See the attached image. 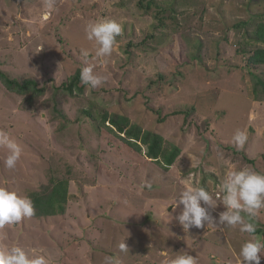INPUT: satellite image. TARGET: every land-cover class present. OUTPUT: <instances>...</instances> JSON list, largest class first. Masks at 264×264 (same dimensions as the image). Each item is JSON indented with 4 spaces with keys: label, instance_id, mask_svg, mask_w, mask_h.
Returning <instances> with one entry per match:
<instances>
[{
    "label": "rangeland",
    "instance_id": "374dc122",
    "mask_svg": "<svg viewBox=\"0 0 264 264\" xmlns=\"http://www.w3.org/2000/svg\"><path fill=\"white\" fill-rule=\"evenodd\" d=\"M140 1L153 5L142 9ZM105 18L123 33L113 54L98 58L85 29ZM258 22L264 0H55L53 10L44 0H0V71L43 88L28 99L0 83V130L22 149L14 170L0 149V186L31 198L53 181L68 182L64 213L6 225L0 250H35L50 264H103L105 256L169 264L185 252L198 264H242L241 245L259 235L219 224L186 232L176 218L183 206L173 208L187 187H204L217 200L218 220L226 174L264 173V98L252 92L264 64L247 63L262 46L239 27L252 31ZM89 65L105 81L64 92L62 84ZM104 113L158 134L180 155L162 169L145 146L137 152L101 124ZM238 129L248 134L239 149ZM253 222L264 230V210ZM124 241L128 251L120 250Z\"/></svg>",
    "mask_w": 264,
    "mask_h": 264
},
{
    "label": "clouds",
    "instance_id": "9594fccd",
    "mask_svg": "<svg viewBox=\"0 0 264 264\" xmlns=\"http://www.w3.org/2000/svg\"><path fill=\"white\" fill-rule=\"evenodd\" d=\"M45 7L53 10L55 0H44ZM86 39L95 44V55L98 58L110 57L119 47L117 37L123 33V26L112 19H101L90 22L85 29ZM81 55L87 60L89 52L82 49ZM80 79L84 85L91 88L100 86L105 77L95 73L94 66H85L80 71ZM248 139L245 130H236L232 142L239 149ZM0 149L6 151L4 166L14 170L22 155L21 147L10 137L7 131L0 130ZM222 205L224 211L218 213V220L212 216L218 203L213 195L204 187L189 186L183 190L176 200V207L182 205L180 214L176 217L183 229L187 232L191 228L201 229L205 225H224L228 227L240 226V231L254 234L257 224L253 218L264 210V173L251 168H241L228 172L220 185ZM168 213V212H167ZM36 214L32 200L22 196L6 186H0V230L4 227L21 223L26 218ZM121 251H128L124 242L120 244ZM264 252V240L253 236L240 247L239 256L242 264H260L261 253ZM0 264H50L44 254L33 250L29 255L23 248L13 246L10 249L0 250ZM103 264H120L116 257L105 256ZM169 264H198L197 258L187 252L170 259Z\"/></svg>",
    "mask_w": 264,
    "mask_h": 264
},
{
    "label": "trees",
    "instance_id": "16d2710c",
    "mask_svg": "<svg viewBox=\"0 0 264 264\" xmlns=\"http://www.w3.org/2000/svg\"><path fill=\"white\" fill-rule=\"evenodd\" d=\"M139 8L146 9L150 8L153 3L146 2L143 6V2H139ZM155 16H159L157 12ZM247 23H242L239 27L243 28L244 37L254 44H259L262 47H257L252 50L250 56L247 59V63L250 65H263L264 64V22H258L252 31L247 30ZM254 87L253 95L255 97L264 98V80L253 77ZM80 71L76 70L75 73L69 78L68 82L62 84V90L70 95L74 93L75 90L80 91ZM0 83L9 92L17 95H29L28 99H33L35 96L40 95L43 88L38 86V83L34 80H24L17 81L10 78L7 74L0 71ZM264 100V99H263ZM180 113V112H179ZM188 113V112H187ZM186 113V114H187ZM90 113H86L89 115ZM174 114H176L174 112ZM94 118L93 116H90ZM100 123L105 125L108 124V129L117 134L118 138L123 141L127 146L133 150L140 152L141 147L145 146V157L149 159L156 160L157 163H162V169L166 170L180 155V150L175 146H168L164 143V140L158 134L142 130L138 125L131 124L129 119L125 116L117 114H107L104 113L100 118ZM30 198L35 206L36 214L33 217L43 218L52 217L56 215L63 214L65 211V206L68 201V182L53 181L49 192L46 194H35L31 195ZM253 235H259L261 239L264 240V230L257 229L256 233Z\"/></svg>",
    "mask_w": 264,
    "mask_h": 264
}]
</instances>
